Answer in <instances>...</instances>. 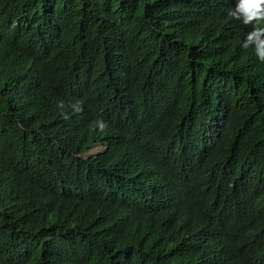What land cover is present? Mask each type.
I'll use <instances>...</instances> for the list:
<instances>
[{
    "label": "trees",
    "instance_id": "16d2710c",
    "mask_svg": "<svg viewBox=\"0 0 264 264\" xmlns=\"http://www.w3.org/2000/svg\"><path fill=\"white\" fill-rule=\"evenodd\" d=\"M226 6L0 0V264H264V63ZM200 109L236 140L140 163Z\"/></svg>",
    "mask_w": 264,
    "mask_h": 264
},
{
    "label": "clouds",
    "instance_id": "9594fccd",
    "mask_svg": "<svg viewBox=\"0 0 264 264\" xmlns=\"http://www.w3.org/2000/svg\"><path fill=\"white\" fill-rule=\"evenodd\" d=\"M226 11L243 27V34L237 35L241 48L258 61L264 63V0H226ZM78 111L80 109H77ZM197 121L203 131L201 137L174 140L172 138L158 141L146 151L140 162L145 168L155 173V159L164 148L170 151L184 152L194 163L204 162L212 152L234 142L239 136L238 128L229 126V112L224 110H195ZM103 131L107 123L96 122ZM193 124V123H192ZM107 150L101 142L96 143L82 156L86 159L97 158Z\"/></svg>",
    "mask_w": 264,
    "mask_h": 264
}]
</instances>
